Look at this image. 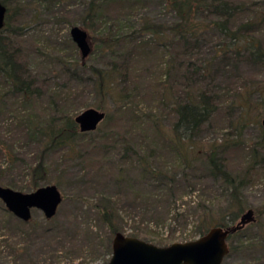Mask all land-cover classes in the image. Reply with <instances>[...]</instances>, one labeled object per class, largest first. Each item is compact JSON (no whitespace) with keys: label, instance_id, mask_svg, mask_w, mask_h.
Here are the masks:
<instances>
[{"label":"trees","instance_id":"obj_1","mask_svg":"<svg viewBox=\"0 0 264 264\" xmlns=\"http://www.w3.org/2000/svg\"><path fill=\"white\" fill-rule=\"evenodd\" d=\"M0 2L5 6L4 23L0 28V113L8 112L9 124L13 125L12 128L5 130L0 128V178L3 171L19 167L27 172L28 182L25 187L31 191L45 185L40 182L46 181L48 169L46 153L63 148L74 151L77 139L91 131L80 132L73 120L74 116L63 109L68 101V95L62 92V86L58 81L59 75L52 73L40 76L30 68L28 53L22 43L26 36V31H23L25 26L12 24L9 7L5 0ZM164 2L165 7L174 14V20L170 23L142 17L136 26L132 22L133 26L128 32L111 33L109 30L107 34L104 29L109 28V20L113 18L119 22L132 20V12L139 8L142 0H84L76 21L71 24H79L78 26L87 32L88 39H95L96 42L102 43L103 47L111 44L119 48L131 46V51L124 54L121 60L113 61L108 70L90 65L88 67L93 89L100 95L115 96L116 100H120L115 103L113 113H125L132 122L136 117L134 111L136 105L132 100L140 95L141 91L135 93L133 89H136V86L132 85L129 89L127 83L117 89L114 80L118 77L124 82L131 81L128 62L131 57L138 54L136 52L141 51L143 55L151 54L154 58L161 54L162 59L157 60L154 66H159L157 68L159 75L149 78L151 90H154L158 97L154 99L155 104L150 107L147 114L151 136L156 143L147 141L145 150L133 147L130 142L122 143L119 157L125 159L124 162L129 159L131 167L138 171L140 177L146 178L148 184L153 185L152 191L144 193L143 190L142 193H137L136 190L131 197L133 202L140 201V212L148 218L155 216V211L152 210L150 213L147 203L156 200L169 204L170 201L173 202L172 198L179 196L180 193L194 190L195 184L190 181V177H194L198 182L204 176L220 181L223 190L229 195L228 205L219 216L213 218L204 212L201 202L195 204L193 212L199 214L194 232L195 236H199L211 226L232 225L245 210L239 196L242 177L250 174L249 170L257 153L264 149L262 128L259 139L251 146H246L247 151L244 154L248 156L247 165L240 166L238 173L237 169L232 172L227 167L228 160L222 154L221 148L228 146L229 149L243 153L245 148L240 145L237 138L230 139L221 147L209 145L198 154L194 147L195 135L218 110L224 108V112L229 115L226 120L228 127L241 129L246 125V115L251 109L255 107L264 109V87L257 90V94L251 99V91L246 90L242 93L237 91L233 96H225L224 90L217 83L219 78L233 76L239 63L264 66V0H164ZM98 30L103 34L95 38L93 33ZM207 30L216 33L219 38L207 47L209 48L207 58H201L197 62L196 58H192V54L203 45V39L200 37ZM132 35L134 39L129 41ZM142 35H149V38L142 39L140 37ZM35 48L32 50L36 51L37 55L38 50ZM166 49L171 50L170 56L165 53ZM165 56L167 58H164ZM55 61L61 75L66 74L74 80L79 78L74 66L67 65L59 59ZM80 61L82 64L83 60ZM173 76L180 77L181 88L185 86L187 89L177 92ZM42 101L45 108L37 112L36 109L42 106ZM166 105L172 111L174 120L165 131L159 127L158 116L159 109L165 108ZM111 118L112 115L104 113L100 122H109ZM95 129L97 131V126ZM143 137L147 139L148 136L144 133ZM26 143L35 146L38 151L36 156H29L23 149ZM161 147H165L164 156L159 152ZM243 156L241 154V160ZM197 163L202 164L204 171L198 172ZM119 171H123L122 166ZM122 173L121 176L124 175ZM0 185L9 187L8 184H2L1 179ZM175 187L176 191L173 189ZM17 189L19 188H15ZM179 189L183 191L177 192ZM63 198L61 195V200ZM114 199L101 196L91 204L109 234L107 252L111 251L114 233L123 231L119 225L121 217ZM168 208L166 205L165 211ZM177 214L175 211V215ZM9 218H13L15 222L14 226H11L12 230L9 228ZM44 219L49 220L51 217ZM33 224L29 220L22 221L13 216L0 201V257L13 255L15 261L21 256L26 251L27 239L36 231L37 224ZM241 231L242 229L237 230L227 237L238 235ZM128 235L139 237L135 230H131Z\"/></svg>","mask_w":264,"mask_h":264},{"label":"rangeland","instance_id":"obj_2","mask_svg":"<svg viewBox=\"0 0 264 264\" xmlns=\"http://www.w3.org/2000/svg\"><path fill=\"white\" fill-rule=\"evenodd\" d=\"M83 1L5 0L9 7L10 22L27 27L23 30L26 31V36L22 43L28 53L30 68L40 76L52 73L59 75L58 81L62 86V92L68 95V101L63 109L74 116L82 109L93 107L112 115V118L109 122H100L97 125V131L95 129L80 136L74 151L63 148L46 153L48 165L46 181L40 183L55 184L64 198L59 202L55 214L49 220L44 219L40 210H31L29 221L33 222V225L37 224V228L27 239L26 251L15 261H13L15 258L13 255H4L0 257V264L106 262L111 252H107L106 249L110 239L109 234L91 207V204L101 196L110 200L115 198L121 217L119 221L123 229L121 233L128 235L131 230H135L139 239L155 245H166L174 241L182 242L197 237L194 225L199 212H193L196 203L201 202L204 212L215 218L226 209L229 202V195L223 190L220 181L204 176L198 182L194 177H190V181L195 184L194 190L182 192L183 189H179L177 192L182 193L172 198L173 202L169 200V204L156 200L147 203L149 212L155 211L153 217L148 218L140 212V201L133 202L131 198L134 195L133 192L152 191L153 185L148 184L146 178L140 177L138 171L131 167L129 159L124 162L125 159H121L119 153L122 143L130 142L133 147L140 150L147 149L146 144L150 140L156 143L151 136L147 114L150 107L155 104L154 99L158 97L154 90H151L149 78L154 75L158 77L159 66H154L157 60L162 59L161 54L154 58L151 54L143 55L140 51L136 52L138 53L136 56L131 57L128 62L131 81L124 82L116 77L114 86L119 89L127 83L129 89L132 85L136 86V89H133L135 93L138 94L141 91L140 95L132 100L136 105L134 110L136 117L132 122L125 113L114 114L115 103L120 100H116L115 96L100 95L93 89L89 80L91 74L88 66L108 70L113 61L121 60L124 54L131 51V46L119 48L111 44L103 47L102 43L89 38L90 51L82 59L81 64L79 51L71 41L68 30L71 23L76 21ZM132 13L133 18L130 21L119 22L114 21V18L109 20L110 26L104 31L107 34L109 30L111 33L128 32L133 26L132 22L136 26L142 17L161 23H170L174 20V14L165 7L164 0H142L139 8ZM100 34L103 32L98 30L95 34L93 33V36L96 38ZM140 37L147 39L149 35ZM200 38L203 39V45L192 54V58H196L197 62L201 58H207L209 53L207 47L219 37L216 33L207 30ZM133 39V35L129 37V41ZM33 47L38 50L37 55L36 51L33 52ZM165 53L172 54L170 49H166ZM127 58L130 57L127 56ZM57 59L74 66L75 70H73H77L79 78L74 80L66 74L61 75L55 61ZM180 80H182L180 77L173 76L177 92L187 89L185 86L181 88ZM217 83L224 90L225 96H233L237 91L242 93L246 90L251 91L250 98L253 99L252 96L257 94V90L264 87V66L239 63L233 76L219 78ZM43 106H45L44 102L42 106L37 107V112L43 111L45 108ZM224 111V108L218 110L208 122L203 124L194 137V147L198 154L209 145L221 147L230 139L237 138L240 145L245 148L241 153L244 155L242 160L237 150L229 149L228 146L221 148H223L222 154L228 160L227 167L232 172L237 169L236 172L239 173L240 166L247 165L248 156L244 154L247 151L246 146H251L262 134L261 129L264 126L261 124V119L264 118V109L261 107L251 109L246 115V125L241 129L228 127L226 120L229 115ZM173 120L174 115L167 105L159 109L158 123L161 129L166 131ZM9 122V113H0V128L3 130L12 128L13 125ZM144 133L148 136L147 139L143 137ZM23 149L32 157L38 153L35 146L28 143ZM159 152L164 156L165 147H161ZM197 165L198 172L204 171L201 163ZM121 166L123 171H119ZM249 172V175L242 177L239 196L244 209L253 210L254 220L245 224L238 235L226 237L228 251L222 258V264H264V149L257 153ZM26 173L25 170L17 167L10 171H3L0 179L2 184H8L10 188H19L17 190L27 192L30 190L25 187L28 182ZM178 187L181 188L179 185ZM173 189L176 191L177 188ZM166 205L169 208L165 211ZM175 211L178 212L177 215ZM8 224L12 230L11 226L15 224L13 218L8 219Z\"/></svg>","mask_w":264,"mask_h":264},{"label":"water","instance_id":"obj_3","mask_svg":"<svg viewBox=\"0 0 264 264\" xmlns=\"http://www.w3.org/2000/svg\"><path fill=\"white\" fill-rule=\"evenodd\" d=\"M4 15L5 6L0 2V28ZM68 33L80 58L84 59L90 51L87 32L78 25H72ZM103 117V111L87 107L76 113L73 120L80 132H86L93 131ZM261 124L264 126V118ZM0 201L13 216L27 221L32 209L40 210L45 218L52 217L61 201V194L54 184L41 185L27 192L0 185ZM253 220V210L247 208L232 225H214L194 239L161 246L116 232L111 239L108 260L98 264H222V258L228 251L227 235Z\"/></svg>","mask_w":264,"mask_h":264}]
</instances>
